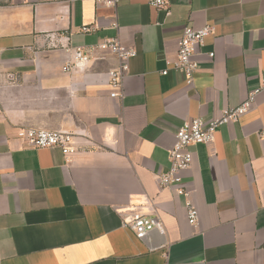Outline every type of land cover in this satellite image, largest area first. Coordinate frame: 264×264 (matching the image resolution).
Segmentation results:
<instances>
[{
	"label": "crops",
	"instance_id": "0c3cea01",
	"mask_svg": "<svg viewBox=\"0 0 264 264\" xmlns=\"http://www.w3.org/2000/svg\"><path fill=\"white\" fill-rule=\"evenodd\" d=\"M167 2L170 14L146 0L0 2V264H264V90L190 147L198 228L158 182L184 121L218 117L259 85L264 0ZM205 24L215 30L188 85L168 62L184 27ZM108 38L137 51L118 97L117 54L95 48L85 70L63 69L73 47ZM23 127L73 132L76 152L24 143ZM135 213L159 216L165 232L138 238L126 224Z\"/></svg>",
	"mask_w": 264,
	"mask_h": 264
},
{
	"label": "built area",
	"instance_id": "2783aa9c",
	"mask_svg": "<svg viewBox=\"0 0 264 264\" xmlns=\"http://www.w3.org/2000/svg\"><path fill=\"white\" fill-rule=\"evenodd\" d=\"M123 0H95L97 5L116 6ZM151 6L167 10L170 14L167 0H146ZM117 26V22H113ZM92 30L91 26H83L82 31ZM212 24H205L201 27L185 26L179 39V45L174 60L169 61V65L183 73L185 82L188 85L194 83L195 74L200 67V61L197 56L201 48L205 45V39L214 33ZM63 38H67L66 36ZM62 46L65 44L59 40L52 46ZM95 48L107 49L117 54L121 59L120 65L109 72L111 84V97L122 96L123 79L129 70L128 61L135 57L137 51L125 46L117 38H108L103 42L92 46L91 50L84 46L72 48V59L69 60L63 69L73 71L76 69L85 70L87 64L92 58V50ZM210 57L214 52L209 53ZM163 75L168 74V68L162 70ZM264 90V76L259 85L250 90L247 97L237 106L225 108L221 115L210 120L201 117L190 118L176 130L175 143L170 150V166L166 171L159 173L158 182L161 187H172L177 196H183L185 199V209L187 220L191 226L198 228L200 224V211L193 200L194 190L189 187L185 181V172L189 170L193 162V151L191 145L199 143H210L215 140L217 129L229 122L237 121L242 115L247 113L254 106L258 94ZM18 138L24 143L38 148L59 147L67 158H70L75 152L73 132L58 129H39V128H20L17 134ZM127 226L135 233L138 238H145L149 232L159 229L165 232V227L157 215L135 213L131 219L126 222Z\"/></svg>",
	"mask_w": 264,
	"mask_h": 264
},
{
	"label": "rangeland",
	"instance_id": "374dc122",
	"mask_svg": "<svg viewBox=\"0 0 264 264\" xmlns=\"http://www.w3.org/2000/svg\"><path fill=\"white\" fill-rule=\"evenodd\" d=\"M1 1H5V0H0V2H1Z\"/></svg>",
	"mask_w": 264,
	"mask_h": 264
}]
</instances>
